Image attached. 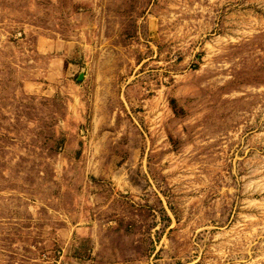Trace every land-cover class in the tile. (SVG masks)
<instances>
[{"label":"rangeland","instance_id":"374dc122","mask_svg":"<svg viewBox=\"0 0 264 264\" xmlns=\"http://www.w3.org/2000/svg\"><path fill=\"white\" fill-rule=\"evenodd\" d=\"M0 264H264V0H0Z\"/></svg>","mask_w":264,"mask_h":264}]
</instances>
